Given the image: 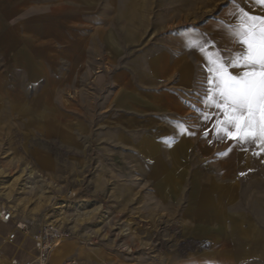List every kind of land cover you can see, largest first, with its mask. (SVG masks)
<instances>
[{"label": "crops", "instance_id": "0c3cea01", "mask_svg": "<svg viewBox=\"0 0 264 264\" xmlns=\"http://www.w3.org/2000/svg\"><path fill=\"white\" fill-rule=\"evenodd\" d=\"M111 7L119 16L107 24ZM245 13L264 17V5L0 0V110L25 135L73 147L108 124L110 141L145 164L153 198L170 207L185 236L214 240L213 232L187 235L200 225L234 244L226 223L248 219L246 199L264 185V145L235 144L213 131L221 113L205 103L204 80L210 60L234 75L246 70L237 33L262 22ZM0 244L10 251L6 239Z\"/></svg>", "mask_w": 264, "mask_h": 264}, {"label": "rangeland", "instance_id": "374dc122", "mask_svg": "<svg viewBox=\"0 0 264 264\" xmlns=\"http://www.w3.org/2000/svg\"><path fill=\"white\" fill-rule=\"evenodd\" d=\"M113 9L107 24L119 16ZM123 16L130 21V15ZM7 114L0 110V209H11L14 218L0 222V238L19 222L28 227L17 230L4 253L6 263L33 259L34 236L53 222L66 233L52 255L56 264L68 259L77 264H264V185L246 199L248 219L226 223L234 244L217 241L216 230L200 225L187 235L214 233L215 241L188 237L170 207L153 198L145 164L130 148L110 141L108 124L95 126L89 141L73 147L25 135ZM44 152L54 156L41 157Z\"/></svg>", "mask_w": 264, "mask_h": 264}, {"label": "snow or ice", "instance_id": "6c2138e0", "mask_svg": "<svg viewBox=\"0 0 264 264\" xmlns=\"http://www.w3.org/2000/svg\"><path fill=\"white\" fill-rule=\"evenodd\" d=\"M256 2L264 5V0ZM245 16L262 22L260 27L248 24L237 33L238 42L245 47L238 59L246 70L242 75H234L225 64L210 60L204 80L205 103L210 102L221 113L213 131L223 133L235 144L264 145V17H251L249 13ZM200 118L207 121L211 117L201 112ZM179 127L184 128L182 124Z\"/></svg>", "mask_w": 264, "mask_h": 264}, {"label": "built area", "instance_id": "2783aa9c", "mask_svg": "<svg viewBox=\"0 0 264 264\" xmlns=\"http://www.w3.org/2000/svg\"><path fill=\"white\" fill-rule=\"evenodd\" d=\"M14 213L11 209L2 207L0 209V222L9 223L13 220ZM27 225L24 223H17V228L8 233L6 241L8 243L14 242L18 237V231L27 230ZM18 230V231H17ZM66 233L56 223L46 222L42 225L40 231L34 236L35 255L29 261L10 259L7 263L5 254L0 244V264H56L52 262V255L58 245L65 239ZM61 264H77L75 259H68Z\"/></svg>", "mask_w": 264, "mask_h": 264}, {"label": "bare ground", "instance_id": "6f19581e", "mask_svg": "<svg viewBox=\"0 0 264 264\" xmlns=\"http://www.w3.org/2000/svg\"><path fill=\"white\" fill-rule=\"evenodd\" d=\"M62 243V242H61ZM61 243L58 245V247L61 245ZM15 259V258H12V260Z\"/></svg>", "mask_w": 264, "mask_h": 264}]
</instances>
